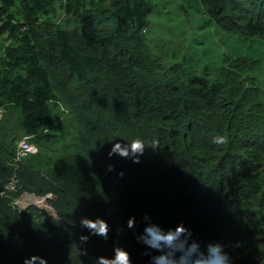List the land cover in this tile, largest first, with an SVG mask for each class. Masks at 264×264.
<instances>
[{"label": "trees", "instance_id": "obj_1", "mask_svg": "<svg viewBox=\"0 0 264 264\" xmlns=\"http://www.w3.org/2000/svg\"><path fill=\"white\" fill-rule=\"evenodd\" d=\"M155 5L0 0V191L18 140L31 136L37 152L18 175L56 212L36 223L35 208L20 213L0 196V264L33 254L94 264L116 245L147 264L135 239L145 213L164 227L183 223L202 247L222 243L234 264H264V0L177 3L199 10L213 33L261 47L198 70L161 56ZM217 133L230 143L213 145ZM136 135L157 137L159 149L146 147L139 162L107 155L113 137ZM81 216L106 219L108 238L81 242Z\"/></svg>", "mask_w": 264, "mask_h": 264}, {"label": "clouds", "instance_id": "obj_2", "mask_svg": "<svg viewBox=\"0 0 264 264\" xmlns=\"http://www.w3.org/2000/svg\"><path fill=\"white\" fill-rule=\"evenodd\" d=\"M65 111H67V109H65ZM2 114L3 108H0V118H2ZM117 137L122 139H116ZM22 138L18 140L14 154L7 162L10 174L4 180L0 196L9 200L10 205L20 213L29 212L30 208H35V214L30 216V218L36 223H42V212H46L51 217H56V212L48 204L46 198L23 189L18 171L21 169V163H24L30 154L37 152V147L29 141L31 136H23ZM109 141H111V145L107 152L109 157L119 155L121 157L130 158L134 162H139L146 147L158 150L160 143L157 137H153L151 141H148L140 135L128 137L115 136ZM210 142L217 146L227 145L230 143V136L225 133H217L211 137ZM24 144L26 146H24ZM31 148H35V151L32 152ZM112 167V164L108 165L109 170H111ZM119 175L123 176V171H121ZM20 196L21 198L33 196L43 202L44 205L52 211V214H49L44 209H38L34 206L35 204L29 205L23 209L18 208L21 205L18 202ZM80 225L82 228L87 229V233H82L79 236L81 242L87 241L89 239V234L100 236L105 239L108 238L110 225L103 217L96 216L92 218L89 216H81ZM126 225L128 228L135 230L136 218L134 216H129ZM135 239L145 246L144 252L149 257L147 264H234L232 254L225 250V245L222 243L210 240L205 242L202 247L201 241L193 238L192 230L183 223L164 227L160 223L154 221L147 213L142 217V228L138 232H135ZM239 243L240 242H236V246H238ZM37 260L39 264H47L44 257L35 254L30 257H25L24 264H35ZM94 264H132V260L126 248L116 245L113 248L111 256H103L102 253H99L94 260Z\"/></svg>", "mask_w": 264, "mask_h": 264}, {"label": "rangeland", "instance_id": "obj_3", "mask_svg": "<svg viewBox=\"0 0 264 264\" xmlns=\"http://www.w3.org/2000/svg\"><path fill=\"white\" fill-rule=\"evenodd\" d=\"M180 1L153 0L156 4L154 13L156 22L153 28L160 30L155 36L158 39L157 49L161 56L169 61L174 57L181 64V70H198L203 68L204 63L207 64V68H210L217 57L221 61L225 55L254 52L264 47L256 48L255 44H251L250 41L240 40L233 35L220 32L216 28L213 33V23L199 10H195L196 6L193 7L195 11L187 12L178 7L177 3L179 4ZM31 149L32 152L35 151V148ZM37 200L33 196L28 198L20 196L18 202L21 205L18 208L23 209L35 204L34 206L38 209H44L52 214V211L43 202L39 203Z\"/></svg>", "mask_w": 264, "mask_h": 264}, {"label": "built area", "instance_id": "obj_4", "mask_svg": "<svg viewBox=\"0 0 264 264\" xmlns=\"http://www.w3.org/2000/svg\"><path fill=\"white\" fill-rule=\"evenodd\" d=\"M24 146H26V145L24 144Z\"/></svg>", "mask_w": 264, "mask_h": 264}]
</instances>
